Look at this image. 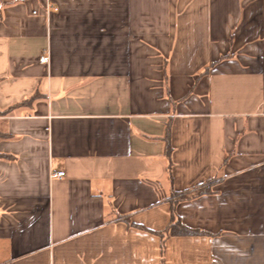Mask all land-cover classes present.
Returning <instances> with one entry per match:
<instances>
[{
    "label": "crops",
    "instance_id": "crops-1",
    "mask_svg": "<svg viewBox=\"0 0 264 264\" xmlns=\"http://www.w3.org/2000/svg\"><path fill=\"white\" fill-rule=\"evenodd\" d=\"M0 111V264H163L200 188L165 264H264V0H0Z\"/></svg>",
    "mask_w": 264,
    "mask_h": 264
},
{
    "label": "trees",
    "instance_id": "trees-1",
    "mask_svg": "<svg viewBox=\"0 0 264 264\" xmlns=\"http://www.w3.org/2000/svg\"><path fill=\"white\" fill-rule=\"evenodd\" d=\"M7 111H0V113H5ZM169 131V130H168ZM167 131L166 134V153L168 157H170L171 151H172V146L170 144V139H169V132ZM207 190L205 189H199L198 191H193L192 193L184 192L182 195H179L178 193H173V199L171 201L172 203V208H171V218L167 226L162 229V230H154L147 228L141 224H135L132 223V225H135L141 229L147 230L149 232L157 234L161 238V251H162V259H163V264H165V258H164V253L166 250V240L171 237V236H176V235H199L203 234L205 232L198 230L196 228L190 227L186 225L180 218L179 214L176 211V204L181 201V200H186L192 197H195L199 194L205 193Z\"/></svg>",
    "mask_w": 264,
    "mask_h": 264
},
{
    "label": "built area",
    "instance_id": "built-area-1",
    "mask_svg": "<svg viewBox=\"0 0 264 264\" xmlns=\"http://www.w3.org/2000/svg\"><path fill=\"white\" fill-rule=\"evenodd\" d=\"M49 8H50V5H49ZM40 61L43 63H47L49 61V52L48 51L44 52V54L40 56ZM64 175H65V171H63V170H60V171L53 173V176H57V177H62Z\"/></svg>",
    "mask_w": 264,
    "mask_h": 264
}]
</instances>
